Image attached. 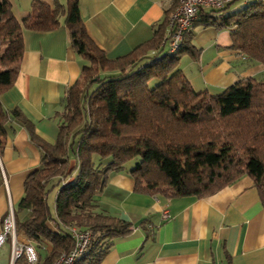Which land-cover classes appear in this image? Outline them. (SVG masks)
Returning a JSON list of instances; mask_svg holds the SVG:
<instances>
[{
    "label": "trees",
    "instance_id": "trees-1",
    "mask_svg": "<svg viewBox=\"0 0 264 264\" xmlns=\"http://www.w3.org/2000/svg\"><path fill=\"white\" fill-rule=\"evenodd\" d=\"M228 3L221 10L200 7L192 26L232 29L231 47L264 64V1L217 14ZM175 5L172 1L149 40L110 59L87 34L78 0L35 3L20 20L10 1L0 0V97L18 72L23 29L50 31L62 22L85 61L66 91L52 143L35 132L18 108L8 110L0 100V148L15 118L41 151L39 167L25 178L18 202L28 216L15 217L16 232L22 231L35 248V264H53L73 246L69 226L90 232L87 250L74 264H99L113 240L129 232V222L97 209L94 195L103 190L110 172L131 159L135 192L203 197L248 175L264 207V80L242 78L215 94L195 90L179 67L181 54L196 58L198 53L191 29L175 52H162ZM56 186L53 217L47 194ZM51 219L57 230L48 227Z\"/></svg>",
    "mask_w": 264,
    "mask_h": 264
},
{
    "label": "crops",
    "instance_id": "crops-1",
    "mask_svg": "<svg viewBox=\"0 0 264 264\" xmlns=\"http://www.w3.org/2000/svg\"><path fill=\"white\" fill-rule=\"evenodd\" d=\"M9 1L18 20L27 16L35 3L67 2ZM251 1L255 0H230L222 13H233ZM78 3L87 34L110 59L128 54L149 40L155 26L172 7L171 0H78ZM201 8L209 9L205 5ZM190 29L191 43L198 53L196 58L186 52L181 54L179 67L195 90L215 94L242 78L264 80V64L249 61L231 47L232 29L199 24ZM22 46L14 82L0 100L8 110L18 108L33 124L35 132L52 143L66 91L85 61L74 51L62 22L50 31L23 29ZM167 50L165 44L162 52ZM6 133L0 148V233L9 206L18 221L28 216L27 210L18 209V202L25 178L39 167L41 159L39 147L19 120L11 119ZM57 191L51 205L48 202L50 210L53 207V217ZM94 200L98 210L130 223L129 232L113 240L99 264H264V207L248 175L203 197H165L135 192L130 168L125 166L109 173L103 190L94 195ZM164 209L170 216L163 220ZM47 224L52 230L58 229L54 219ZM17 237L30 241L22 231ZM10 252V241L6 240L0 245V264H9ZM45 253V248L40 249L42 256ZM15 264L28 263L21 257Z\"/></svg>",
    "mask_w": 264,
    "mask_h": 264
},
{
    "label": "built area",
    "instance_id": "built-area-1",
    "mask_svg": "<svg viewBox=\"0 0 264 264\" xmlns=\"http://www.w3.org/2000/svg\"><path fill=\"white\" fill-rule=\"evenodd\" d=\"M171 1L176 2V5L169 14L167 30L165 32V43L167 44L169 52H175L180 47L185 32L191 28L201 6L205 5L209 8L221 10L230 0ZM221 13L219 11L217 14L220 15ZM161 216L164 220L169 218L170 214L164 209ZM68 230L73 237V246L68 251L59 254L53 264H74L87 250L90 241V232L88 230L78 229L75 226H69ZM6 240L10 241L11 246L9 264H15L21 257H24L28 264L36 263L37 253L31 241H21L17 237L15 215L11 206H9V210L2 222L0 245Z\"/></svg>",
    "mask_w": 264,
    "mask_h": 264
},
{
    "label": "rangeland",
    "instance_id": "rangeland-1",
    "mask_svg": "<svg viewBox=\"0 0 264 264\" xmlns=\"http://www.w3.org/2000/svg\"><path fill=\"white\" fill-rule=\"evenodd\" d=\"M133 162H134V159H131V160H129V161H127L126 163H125V166L126 167H131L132 165H133ZM59 189V187L58 186H56L55 188H53L51 191H49V195L47 194V196H48V202H49V204L51 205V202H52V199H53V194H54V192L55 191H57ZM51 210H53V207L51 206ZM22 215V214H21ZM20 215V216H21ZM45 255V254H44Z\"/></svg>",
    "mask_w": 264,
    "mask_h": 264
}]
</instances>
